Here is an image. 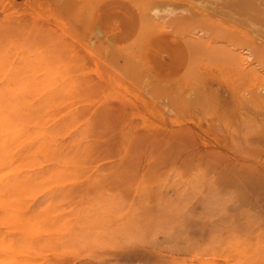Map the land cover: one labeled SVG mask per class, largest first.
<instances>
[{
	"label": "rangeland",
	"instance_id": "1",
	"mask_svg": "<svg viewBox=\"0 0 264 264\" xmlns=\"http://www.w3.org/2000/svg\"><path fill=\"white\" fill-rule=\"evenodd\" d=\"M153 7L0 0V264H264V53Z\"/></svg>",
	"mask_w": 264,
	"mask_h": 264
},
{
	"label": "bare ground",
	"instance_id": "2",
	"mask_svg": "<svg viewBox=\"0 0 264 264\" xmlns=\"http://www.w3.org/2000/svg\"><path fill=\"white\" fill-rule=\"evenodd\" d=\"M145 3H148L150 4V6H154L152 8V13L151 15L156 17L157 16V13L160 12V6H165V10L168 12V14L164 17H169V21H170V25L173 24V23H181L183 24L184 22L186 23H194L198 20L200 21H206V22H215L219 25V27H221L222 25H224V23L230 25L228 23V18L230 20V22L233 21V23H235V21H237L238 25L243 23L244 26H246V28L244 30H240L238 32H234L235 34L239 33L240 35L243 36V39H245L246 41H251L253 44H250L248 45L247 48L243 49L242 48V52L238 53V55H233V59L235 60V64L237 67H240V68H244L245 71L247 69H249V67H251L253 64H252V61L255 60L256 56L259 55V54H262L264 53V0H215V1H208V0H143ZM174 6H185L182 10L183 12H176ZM177 13H180V14H177ZM175 14H177V17L174 19H170L171 16H174ZM220 16H225L227 17V19H222V17ZM221 19H220V18ZM224 18V17H223ZM219 19V20H218ZM221 20V21H220ZM227 20V21H226ZM223 21V22H222ZM236 24V23H235ZM234 24V25H235ZM185 25V23H184ZM198 25V24H197ZM243 25H241L240 27L244 28ZM178 26V25H177ZM187 26V25H186ZM201 26V25H200ZM207 26V25H206ZM232 26V25H230ZM215 27V26H214ZM173 28V27H172ZM217 30L218 28L215 27ZM223 30L225 28L221 27ZM222 30V31H223ZM226 30H229V29H226ZM218 32V31H217ZM226 32V31H225ZM187 34V33H186ZM190 34L194 35V36H197L198 38H193L190 36ZM212 34V32L210 33ZM233 34V33H232ZM201 35L202 36H208L209 35V29L208 28H202V27H196L192 30L189 31V35L187 36V39L185 40L186 42V45H187V48L188 50L190 49H197V48H201L203 47L204 45V42H207L205 43L206 46H204L206 49H211L212 48V43L210 41H207V39H204V38H201ZM245 37V38H244ZM248 40H247V39ZM251 45V46H250ZM115 48V47H114ZM119 51V49H118ZM260 52V53H259ZM259 53V54H257ZM257 54V55H256ZM110 56V55H109ZM121 56V55H120ZM113 57H116V56H113ZM123 57V56H122ZM124 58V57H123ZM112 60V58H111ZM115 60V59H113ZM130 60V59H129ZM117 62V59L115 60ZM114 61V62H115ZM133 61V60H132ZM124 62V60H123ZM254 62V61H253ZM119 63V61H118ZM132 63V62H131ZM124 64V63H123ZM122 64V65H123ZM133 64V63H132ZM112 65V64H111ZM131 65V64H130ZM114 68H115V65L113 64ZM121 66V65H120ZM118 68H119V65H118ZM116 67V69H118ZM128 68V67H126ZM138 68V67H137ZM140 68V67H139ZM121 69V68H120ZM251 69V68H250ZM119 70V69H118ZM141 70V69H140ZM139 70V71H140ZM134 71V70H133ZM142 71V70H141ZM144 71V70H143ZM245 71H243V73H245ZM112 72V71H111ZM131 72V70L129 71ZM135 74L137 75V71H134ZM124 73V72H123ZM145 73V72H144ZM144 73H139V74H142V77L145 76ZM248 73V70L247 72ZM125 74V73H124ZM123 74V75H124ZM130 74V73H129ZM134 73H132L133 75ZM138 74V75H139ZM127 75V73H126ZM131 75V76H132ZM128 76V75H127ZM132 79V78H131ZM146 79V78H144ZM147 79H149V76L147 75ZM151 79V78H150ZM156 79H152L150 81V84L153 83L152 85H156V82H155ZM145 86V85H144ZM158 86V85H157ZM145 88V87H144ZM155 88V86H154ZM153 88V89H154ZM152 88H145L144 91H145V94H144V97H146L143 101L144 102H149L150 104H153V107H154V110L159 114V116L163 115L164 113H168L170 110H171V107H170V102H169V98L170 97H166V99H163V100H159V102H155L154 101V98H153V90ZM263 91V90H261ZM262 94V93H261ZM170 96V95H169ZM218 97V96H217ZM216 97H213V104L217 105V103H219L218 105H220V103H222V101L224 102V98H216ZM147 99V100H146ZM219 99V100H217ZM165 100V101H164ZM143 102V103H144ZM249 103V102H248ZM121 105V104H120ZM123 106V105H122ZM123 108V107H121ZM120 109V108H119ZM104 111V110H103ZM102 112V111H101ZM110 112V111H109ZM109 112L107 111H104L103 114L107 117H104V118H108L110 117L109 115ZM10 114V113H9ZM102 114V113H101ZM109 115V116H108ZM156 115V114H155ZM259 120V122L255 121V120ZM257 118H254V121L256 123H260L261 125H264V117H257ZM261 118V119H260ZM103 120V119H102ZM194 125V124H193ZM192 125V126H193ZM258 125V124H257ZM191 126V127H192ZM195 126V125H194ZM198 129V128H197ZM195 132V131H194ZM264 132V131H263ZM193 133V132H191ZM258 133V132H257ZM262 133V132H261ZM196 134V133H195ZM167 135V134H166ZM169 135H170V132H169ZM174 135V134H173ZM176 135L178 136V138L176 137ZM194 135V134H193ZM264 135V134H263ZM11 136V135H10ZM153 136V135H152ZM171 137V135H170ZM173 137V136H172ZM175 137L176 139H178L177 143H176V146L175 147H172V149L175 150L174 153L176 154H181L184 150H185V146L186 144V141L187 139H191V136L186 133L185 131H178L175 133ZM193 137V136H192ZM263 137V136H260V138ZM141 138V137H140ZM157 138V136L155 137ZM159 139L160 138V135L158 137ZM168 138V136H167ZM258 138H259V135H258ZM142 139V138H141ZM146 139V138H145ZM149 139V138H148ZM173 139V138H172ZM195 140V139H194ZM263 139L261 138V141ZM139 141H141L139 139ZM146 141V140H145ZM163 141V139H162ZM162 141H160V143H158L159 145L161 144L162 145ZM171 141V140H170ZM174 142L176 140H173ZM192 141V140H191ZM258 141V140H256ZM143 142V140L141 141ZM140 142V143H141ZM154 142V141H153ZM173 142V143H174ZM259 142V141H258ZM138 143V141H137ZM150 143V140L148 141L147 144ZM252 143V142H251ZM263 143V142H262ZM171 144H172V141H171ZM189 144V143H188ZM187 144V145H188ZM191 144V142H190ZM141 145H144V144H141ZM140 145V147H141ZM154 145V144H153ZM157 146V144H155ZM157 146V147H160V146ZM175 145V144H174ZM137 146V145H136ZM139 146V145H138ZM137 146V147H138ZM149 146V145H148ZM151 146H152V142H151ZM172 146V145H171ZM153 147V146H152ZM139 148V147H138ZM137 148V149H138ZM144 148H145V145H144ZM149 148V147H148ZM151 148V147H150ZM162 148V147H160ZM139 149H143L142 147L139 148ZM138 149V150H139ZM166 149V148H165ZM169 149V148H167ZM107 151V149H106ZM166 151V150H165ZM168 151V150H167ZM171 151V150H170ZM104 152H105V149H104ZM106 153V152H105ZM165 153V152H164ZM169 153V152H168ZM172 153V152H171ZM208 154V152H206ZM167 154V152H166ZM202 154V152L200 153ZM204 154V152H203ZM205 154V155H207ZM211 154V153H210ZM209 154V155H210ZM169 155V154H168ZM208 155V156H209ZM162 156V155H161ZM163 156H165V154H163ZM171 155H169L170 157ZM198 156V155H197ZM166 157V156H165ZM217 157V156H216ZM171 158V157H170ZM173 160H174V156H172ZM221 158V157H220ZM162 159H165V158H162ZM161 159V160H162ZM169 159V158H168ZM203 159V158H202ZM201 159V161H202ZM160 160V161H161ZM172 160V159H171ZM169 159V163L171 161ZM159 161V162H160ZM167 157H166V162H167ZM162 162V161H161ZM172 163V161H171ZM161 164V163H159ZM166 164V163H165ZM163 165V164H162ZM264 167V166H263ZM219 174V173H218ZM222 176V175H221ZM220 176V177H221ZM8 208V207H7ZM133 254V253H132ZM135 255H137L135 253ZM130 255H128V258ZM132 256V255H131ZM137 256H140V255H137ZM136 257V256H135ZM132 256V258H135ZM136 258H139V257H136ZM143 258V257H142Z\"/></svg>",
	"mask_w": 264,
	"mask_h": 264
}]
</instances>
